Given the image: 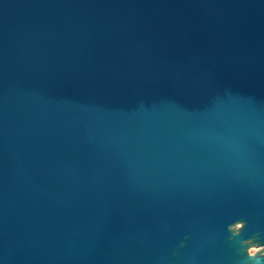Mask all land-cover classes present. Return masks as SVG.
I'll return each instance as SVG.
<instances>
[{
    "label": "water",
    "instance_id": "water-1",
    "mask_svg": "<svg viewBox=\"0 0 264 264\" xmlns=\"http://www.w3.org/2000/svg\"><path fill=\"white\" fill-rule=\"evenodd\" d=\"M0 264H264V0H0Z\"/></svg>",
    "mask_w": 264,
    "mask_h": 264
},
{
    "label": "rangeland",
    "instance_id": "rangeland-1",
    "mask_svg": "<svg viewBox=\"0 0 264 264\" xmlns=\"http://www.w3.org/2000/svg\"><path fill=\"white\" fill-rule=\"evenodd\" d=\"M255 250H257L256 247H250V248H249V252H250V253L254 252Z\"/></svg>",
    "mask_w": 264,
    "mask_h": 264
}]
</instances>
